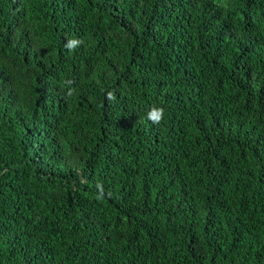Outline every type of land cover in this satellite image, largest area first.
Masks as SVG:
<instances>
[{
	"label": "trees",
	"instance_id": "trees-1",
	"mask_svg": "<svg viewBox=\"0 0 264 264\" xmlns=\"http://www.w3.org/2000/svg\"><path fill=\"white\" fill-rule=\"evenodd\" d=\"M0 264H264V0H0Z\"/></svg>",
	"mask_w": 264,
	"mask_h": 264
},
{
	"label": "clouds",
	"instance_id": "clouds-1",
	"mask_svg": "<svg viewBox=\"0 0 264 264\" xmlns=\"http://www.w3.org/2000/svg\"><path fill=\"white\" fill-rule=\"evenodd\" d=\"M83 43L84 41L82 39L73 38V39L68 40L66 44L64 45V47L68 50L69 53H71L72 51L80 47ZM64 83L65 85L69 86L67 95L69 97L72 96L75 93V89L71 87V85L74 82L72 80H66ZM106 98L107 100L112 101V102L116 100V96L114 95L112 91L107 92ZM164 115H165V109L163 107L152 106L146 113V119L150 121L153 125H159L163 121ZM97 188L99 191V195L97 198L102 199L103 198V187L102 185H97Z\"/></svg>",
	"mask_w": 264,
	"mask_h": 264
}]
</instances>
